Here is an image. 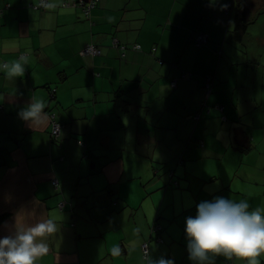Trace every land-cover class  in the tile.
I'll use <instances>...</instances> for the list:
<instances>
[{"label": "crops", "instance_id": "obj_1", "mask_svg": "<svg viewBox=\"0 0 264 264\" xmlns=\"http://www.w3.org/2000/svg\"><path fill=\"white\" fill-rule=\"evenodd\" d=\"M39 1L0 0V66L28 56L21 78L0 69V238L24 207L60 226L38 264H148L140 247L159 219L162 241L149 242L148 256L195 264L184 221L197 203L224 196L264 209V29L250 28L260 26L264 0H252L241 48L221 38L232 36L233 0H98L89 8ZM192 33L207 42L195 43ZM88 44L100 53H82ZM207 74L213 84L204 100ZM34 98L45 101L49 119L32 128L18 114ZM132 99L148 100L129 109L147 115V134L139 118L128 123ZM217 103L223 124L216 109L208 113L213 123L194 121ZM215 146L218 172L209 173L202 150ZM189 163L201 166L194 181L201 185L166 182Z\"/></svg>", "mask_w": 264, "mask_h": 264}, {"label": "clouds", "instance_id": "obj_2", "mask_svg": "<svg viewBox=\"0 0 264 264\" xmlns=\"http://www.w3.org/2000/svg\"><path fill=\"white\" fill-rule=\"evenodd\" d=\"M27 63L25 55L0 69L8 79H17L24 76ZM45 107L43 99L34 98L18 115L32 128L39 127L49 119ZM8 231L9 234L0 238V264H38L49 253L48 240L60 231V226L50 215L36 218L34 211L21 207L14 213ZM184 235L188 259L195 264H215L216 257L259 264V258L264 255V209L249 211L246 200L234 202L214 196L197 203L194 216L185 217ZM120 254L121 248L113 246L111 255ZM148 264H175V259L167 254L155 259L148 256Z\"/></svg>", "mask_w": 264, "mask_h": 264}, {"label": "trees", "instance_id": "obj_3", "mask_svg": "<svg viewBox=\"0 0 264 264\" xmlns=\"http://www.w3.org/2000/svg\"><path fill=\"white\" fill-rule=\"evenodd\" d=\"M97 1L98 0H95L94 4L97 3ZM233 1L235 3L234 4V12H233L234 14H233V18H232L233 19V29H232L233 44L235 46L240 47V48L244 47V46L246 47V43H245L246 39L244 37L246 36V31H247L248 25L252 22L251 13H250V6H251V3H252V0H233ZM87 2L88 1H86L85 3H87ZM80 3H81V0H80L79 4ZM40 7H44V6H40ZM82 8H83V6H82ZM190 34H191V32H190ZM192 34H193L192 35L193 41L196 43V41H195V33H192ZM136 44H138V43H136ZM134 49H139V48H134ZM188 76H191V74L190 73L189 74H187V73H183L182 74V77H188ZM209 77H210L209 74L203 76V81L204 82H203L202 90H203V99L204 100H206V98L209 96V94L211 92V87L212 86L209 85V84H213L212 77H210V78ZM172 87L175 88L176 85L172 86ZM196 91H197V89H196ZM149 101L152 102L151 99ZM147 102H148V100L145 101V100H140V99L139 100L138 99H132V100H129L128 103L125 106L127 111H128V113H126V114L131 118L130 121H128L129 125L132 126L131 124H132V122H134V119H132V117L139 118L140 121H141V127L143 128L142 131L145 134H147L150 131V129H151L149 127V124H148L149 121L146 118L147 115L145 113L144 114L136 113V114L132 115L133 113L130 112L129 109L136 108L139 104H143L142 107L145 108L144 105ZM211 109H216V110H219L221 112L220 114L215 116V118L219 119L220 123L223 124L224 120L226 119L225 115L223 114L224 105L222 106V110H221L220 109V105L218 103L214 104V106L204 105V109H201L200 112H197V113H195L193 115L194 121H195V119H198V120L200 119V120H204V124L213 123L212 118L208 114L211 111ZM222 118H225V119L222 120ZM207 129H208L207 126H205V130H207ZM58 138H59V136H55V135H53L51 133L49 140L53 142V141H55ZM201 146H203V145H201ZM201 149H203V148H201ZM200 171H201V166L199 164L192 165L191 163H189L187 166H183L182 171H179V172H177L175 174L174 179H173L174 173H173L172 170H170L168 172L169 176H168V180L166 182H168V184H174L175 187L184 186V187H189V189L195 188V187H198L199 185H201V182H194L198 178L197 177V173H199ZM188 182H191V183H188ZM51 183H52V185L54 187L58 186V184H55L53 181H51ZM166 186L167 185H165L164 188ZM60 211H62V210H60ZM0 221H1V219H0ZM71 227H73V225ZM162 229H163V227L160 224L159 219H156L153 222V226L151 228L150 240L144 243L147 246V256H146V253L145 254L143 253V251H142V249L140 247L142 258L144 260L148 259V255H149L148 245H149V242L151 240L155 241V242L162 241L161 237H160Z\"/></svg>", "mask_w": 264, "mask_h": 264}, {"label": "rangeland", "instance_id": "obj_4", "mask_svg": "<svg viewBox=\"0 0 264 264\" xmlns=\"http://www.w3.org/2000/svg\"><path fill=\"white\" fill-rule=\"evenodd\" d=\"M262 13H264V10H263ZM257 19H258V22H260V26H258L256 28L254 25H252L250 27L251 29H253L252 32H251L253 34L255 33L256 30H261L262 31L264 29V14H257ZM257 33H258V31H256V34ZM221 38H222V42H223L224 45L225 44H228L230 41L233 44V38H232L231 35H225V36H222ZM221 38H220V34H218V35L215 36V41H218ZM218 149H219V146H215V148L213 150H210V149H204V150H202V153L205 156V159H204L205 168H206V170L209 173H217L218 172L217 171V166H216V159H215V156H214V154H216L218 152ZM224 162L227 165L225 159H224ZM232 172H233V170L230 172V174ZM260 187L262 189H264V185H261ZM151 228H152V225L150 227V232H151Z\"/></svg>", "mask_w": 264, "mask_h": 264}, {"label": "built area", "instance_id": "obj_5", "mask_svg": "<svg viewBox=\"0 0 264 264\" xmlns=\"http://www.w3.org/2000/svg\"><path fill=\"white\" fill-rule=\"evenodd\" d=\"M93 1V2H92ZM94 1L95 0H89L87 3L83 2L81 0V5L84 6V8H89V7H92L93 4H94ZM47 4V1L46 0H40L38 2V6H45ZM195 39L198 43H203V42H206L207 40V34L205 33H197L195 34ZM135 48H139V44L135 45ZM81 52L82 53H85L87 55H95V54H99L100 53V49L98 46L96 45H93V44H88L87 46H85L84 48L81 49ZM175 84V81H172V85ZM222 106H220L221 108ZM223 120L225 118H222ZM54 127L52 128V134L57 136V134H59V124L55 122V124L53 125ZM54 183L56 184V182L54 181ZM59 207H61V205H59ZM142 251L143 253H147V246L145 244L142 245Z\"/></svg>", "mask_w": 264, "mask_h": 264}, {"label": "water", "instance_id": "obj_6", "mask_svg": "<svg viewBox=\"0 0 264 264\" xmlns=\"http://www.w3.org/2000/svg\"><path fill=\"white\" fill-rule=\"evenodd\" d=\"M55 181V180H54Z\"/></svg>", "mask_w": 264, "mask_h": 264}]
</instances>
